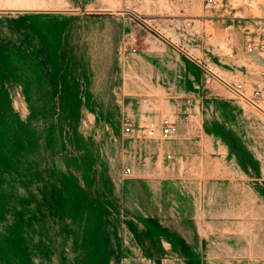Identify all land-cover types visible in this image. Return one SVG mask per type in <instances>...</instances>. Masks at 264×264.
<instances>
[{
    "label": "rangeland",
    "instance_id": "obj_1",
    "mask_svg": "<svg viewBox=\"0 0 264 264\" xmlns=\"http://www.w3.org/2000/svg\"><path fill=\"white\" fill-rule=\"evenodd\" d=\"M219 1L0 0V264L264 261V0Z\"/></svg>",
    "mask_w": 264,
    "mask_h": 264
},
{
    "label": "built area",
    "instance_id": "obj_2",
    "mask_svg": "<svg viewBox=\"0 0 264 264\" xmlns=\"http://www.w3.org/2000/svg\"><path fill=\"white\" fill-rule=\"evenodd\" d=\"M206 7L207 8H216L219 6L220 1L219 0H205ZM245 49L248 53L254 54L256 52L264 53V35H249L248 39L245 42ZM236 93L242 98L247 101H249L252 104H257L256 100H258L262 96V90L257 88L254 90L252 96H248L246 94L245 89L242 85H238L237 88H235ZM144 130V137L147 139L155 140L158 138H164V139H171L172 137L176 136L179 132V126L178 124L168 118H163L159 123L155 121H149L146 123ZM123 133L127 137H134L138 136L139 132L136 127V123L130 119L127 118L124 126H123ZM169 159H171V155L168 156ZM127 174L131 173V169L128 168L125 170ZM260 264H264V261Z\"/></svg>",
    "mask_w": 264,
    "mask_h": 264
},
{
    "label": "bare ground",
    "instance_id": "obj_3",
    "mask_svg": "<svg viewBox=\"0 0 264 264\" xmlns=\"http://www.w3.org/2000/svg\"><path fill=\"white\" fill-rule=\"evenodd\" d=\"M221 78V77H220ZM225 81V80H224ZM227 83V82H226ZM234 90H235V88H234ZM236 91V90H235ZM243 100H245V99H243ZM245 101H247V100H245ZM248 103H250L249 101H247ZM251 105H253L254 107H256L258 110H260V111H262V112H264V106H262V105H260V104H252V103H250Z\"/></svg>",
    "mask_w": 264,
    "mask_h": 264
}]
</instances>
